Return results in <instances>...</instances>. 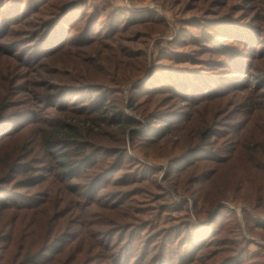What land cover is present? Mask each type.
Here are the masks:
<instances>
[{
    "label": "rangeland",
    "instance_id": "374dc122",
    "mask_svg": "<svg viewBox=\"0 0 264 264\" xmlns=\"http://www.w3.org/2000/svg\"><path fill=\"white\" fill-rule=\"evenodd\" d=\"M59 2L0 0V69L8 73L7 63L11 67L32 58L40 41L33 33L55 11L47 16L48 5ZM82 3L61 17L51 37L53 49L62 38L68 41L67 50L48 59L51 68L62 65L60 73L52 74L55 81L75 85L83 77L78 88L83 96L73 94L68 101L85 105L84 110L96 100L89 96L105 89L97 87H108V97L126 113L140 118L142 112L170 110L177 127L168 138L150 140L140 134L143 138L133 140L88 123L77 172L83 178L70 184L57 179L59 170L44 146H31L33 158L45 156L34 163L36 169H50L41 174L33 169L39 177L45 173L46 182L27 191L38 194L66 184L68 198L83 205V243L77 242L87 257L83 264H109L110 257L118 256L120 264H182L184 253L201 261L210 251L218 259L232 258L229 264H264V199L256 194L263 190L248 177H225L245 174L241 152L264 147V0ZM76 38L83 44V73L71 66ZM146 79V88H138ZM179 80L186 81L184 88L177 86ZM132 103L136 109L129 108ZM47 107L39 110L41 116L58 117V107ZM207 122L211 126L203 139L198 132ZM225 186L232 193L220 200L215 193ZM2 191L24 200L14 190ZM74 220L70 229L77 234ZM94 245L99 246L93 252ZM225 247L230 250L222 252Z\"/></svg>",
    "mask_w": 264,
    "mask_h": 264
},
{
    "label": "trees",
    "instance_id": "16d2710c",
    "mask_svg": "<svg viewBox=\"0 0 264 264\" xmlns=\"http://www.w3.org/2000/svg\"><path fill=\"white\" fill-rule=\"evenodd\" d=\"M81 3L82 0H60L58 5L49 4L47 16L53 10L55 11L50 19H43L37 32L33 33L35 38L40 37V41L32 51V58L23 59V62L19 64L12 63L11 67V63H7L9 70L6 72L9 71L8 73L4 72V67L0 69V80H2L0 81V192L2 193L5 188L6 191L14 190L24 197V200L21 201L20 198L12 197L11 194H0V264H13L17 257L20 259L18 264H83L87 258H85L83 246L81 247L77 243L78 240L83 243V205L79 207L74 199L68 198L66 184L62 189H48L47 186L46 190L40 191L42 193L38 194L27 191V188L34 189L46 182L44 181L45 173L39 177L34 172L35 170L40 171L39 174H41V172L50 169L47 165L43 167L45 169H36L40 167H35L34 163L38 164L45 156L33 158L30 155L31 146L38 144L44 146L46 156L53 161L55 170H59L57 179L65 183L69 179L68 183L70 184L76 178H83L79 177L77 172L81 169V166L78 167L79 164H83V137L86 136L89 128L88 123L101 127L103 133L119 134L120 136L121 133L127 134V137L133 140L143 138L140 134H145V139L150 140L168 138L173 134V128L177 127V124L172 121L175 115L170 110L163 111L158 115L153 112H142L140 118L126 113L118 101H115L112 96L108 97L105 90L108 87H97L105 89H96L89 96L90 100L93 98L96 100L94 103L86 105L84 110L85 105L68 101L73 94L83 96V89H78L83 86V77L75 81V85L55 81L53 75L56 76L60 73L62 65L56 67L57 69L51 68L48 59L67 50L68 41L63 38L54 45L55 49L51 48V44H53L51 37L54 35L52 32L55 26L63 20L61 17L72 12L71 9ZM37 10L40 11V9ZM41 10L43 11V9ZM80 20H83V15ZM112 26L115 27L114 23ZM67 29H63V33ZM214 30H216L215 32L220 31L218 28H214ZM207 33L213 36L211 32ZM84 36L85 34H82L80 38H84ZM71 44L77 46L74 49L76 59L71 63L72 69L74 67L83 73L81 39L76 38L71 41ZM63 64L65 65V63ZM237 68L242 70L241 66H237ZM141 73H143V69ZM147 81L149 79L136 85L138 88H146ZM18 85H20L19 89L16 87ZM177 86L184 88L186 81L179 80ZM21 98L25 101L18 102ZM133 103L129 105V108L136 109ZM77 104L81 106L77 107ZM45 105H48L45 110H49L53 106L58 107V117L51 119L44 115L41 116L39 110ZM30 113L34 114L31 118L27 117ZM83 113H85L84 117ZM98 113L101 114L98 116ZM36 114L38 115L36 116ZM157 123L161 125H157ZM35 124L37 127L32 131L31 128ZM210 126L211 124L207 122L198 132L203 139L207 138ZM107 127L113 131L107 130ZM148 136L150 137L148 138ZM121 139L128 141L123 137ZM121 154L120 151L118 166L123 160ZM241 155L246 160L245 167L242 168L245 174L225 175V177L250 178L259 190H263L256 193L257 198L264 199V164H262L264 147L257 151L251 149L247 153L241 152ZM88 156L86 155L85 159ZM51 178L49 177V179ZM235 181L238 189L241 190L243 186L237 179ZM72 189L77 191L75 188ZM19 190H26V192L21 191V193ZM95 190L97 194L100 192L98 186L95 187ZM231 193L232 189L225 186L215 195L221 196L220 200H224ZM73 220L80 228L77 234L72 233L70 229ZM63 236L65 237L63 238ZM193 242L195 243V241ZM215 243L222 245L219 240H216ZM98 246L94 245L93 252ZM196 249H198V254L200 247L198 246ZM228 250L230 249L225 247L222 252ZM215 253V251H210L201 261L197 255H191L190 258L187 253H184L182 256L184 261L191 260V263L198 262V264H229L232 259H226L227 256L218 259L219 254ZM110 259L109 264L122 262L120 256L110 257ZM170 264L179 263L171 260ZM232 264H243V260L235 261Z\"/></svg>",
    "mask_w": 264,
    "mask_h": 264
}]
</instances>
